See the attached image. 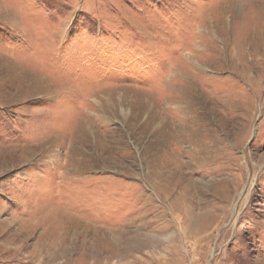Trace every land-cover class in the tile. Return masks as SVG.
I'll list each match as a JSON object with an SVG mask.
<instances>
[{
    "label": "rangeland",
    "instance_id": "obj_1",
    "mask_svg": "<svg viewBox=\"0 0 264 264\" xmlns=\"http://www.w3.org/2000/svg\"><path fill=\"white\" fill-rule=\"evenodd\" d=\"M0 264H264V0H0Z\"/></svg>",
    "mask_w": 264,
    "mask_h": 264
}]
</instances>
